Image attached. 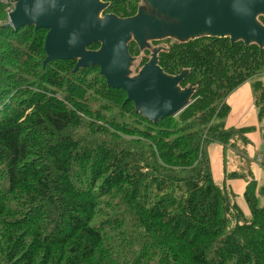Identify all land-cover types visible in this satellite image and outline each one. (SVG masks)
Segmentation results:
<instances>
[{
  "label": "trees",
  "instance_id": "obj_1",
  "mask_svg": "<svg viewBox=\"0 0 264 264\" xmlns=\"http://www.w3.org/2000/svg\"><path fill=\"white\" fill-rule=\"evenodd\" d=\"M103 1L123 19L141 5ZM8 7L0 3V264H264V185L247 138L256 129L225 126L227 98L255 78L264 126V50L230 38L166 41L159 66L189 70L182 88L195 94L155 124L99 67L44 65L47 30L4 28ZM130 53L139 55L135 43ZM212 144L231 155L221 183ZM231 180L248 183V218Z\"/></svg>",
  "mask_w": 264,
  "mask_h": 264
},
{
  "label": "water",
  "instance_id": "obj_2",
  "mask_svg": "<svg viewBox=\"0 0 264 264\" xmlns=\"http://www.w3.org/2000/svg\"><path fill=\"white\" fill-rule=\"evenodd\" d=\"M15 9L5 28L34 27L48 31L44 65L53 61H76L74 72L99 67L107 86L127 93L135 112L155 124L176 117L190 104L195 89H181L190 71L170 76L159 66L153 52L137 75L129 45L141 50L149 41L174 39L187 43L202 37L230 38L264 50V0H143L136 16L120 18L104 14L109 3L102 0H6ZM99 44V50L90 46Z\"/></svg>",
  "mask_w": 264,
  "mask_h": 264
},
{
  "label": "crops",
  "instance_id": "obj_3",
  "mask_svg": "<svg viewBox=\"0 0 264 264\" xmlns=\"http://www.w3.org/2000/svg\"><path fill=\"white\" fill-rule=\"evenodd\" d=\"M227 104L231 108L229 115V126L227 128H255L253 133L247 134V138L250 140L251 145L248 147L249 158L252 163V172L255 176V180L259 186L264 185V170L257 165L259 159V152L263 147L264 137L262 125L259 122L258 114L253 106L252 89L250 84H244L234 94H232ZM209 155L212 164V173L214 181L221 183L224 180V163L231 160L230 153L223 154V147L217 144H212L209 149ZM249 175L250 173H247ZM232 191L236 195V200L241 210L249 215L247 204L244 199L247 182L245 180H231L227 181Z\"/></svg>",
  "mask_w": 264,
  "mask_h": 264
},
{
  "label": "rangeland",
  "instance_id": "obj_4",
  "mask_svg": "<svg viewBox=\"0 0 264 264\" xmlns=\"http://www.w3.org/2000/svg\"><path fill=\"white\" fill-rule=\"evenodd\" d=\"M107 3H109V2H107ZM110 4V3H109ZM142 4H144L143 2H142V0H141V5ZM111 5V4H110ZM110 7V6H109ZM107 11V10H106ZM169 40H173V39H170V38H168V39H164V40H161V41H156V42H151L150 44V47L149 48H147V49H145L144 50V52L143 53H140L139 55H138V59H136V61L133 63V66H132V70H131V76H135L139 71H140V69L142 68V66H143V63L145 64V63H147V62H149L150 60V56H151V51L154 49V48H158V47H160L161 45H164V43H166V41H169ZM175 41V40H174ZM256 79L257 78H255V79H252V80H250V82H247V83H245V84H250L251 85V89H252V99H253V106L255 107V109H256V111H257V106H256V100H255V96H254V91H253V88H252V85H253V83L256 81ZM260 79H262V80H264V76L263 77H261ZM243 86V85H242ZM242 86H240L239 88H241ZM238 88V89H239ZM237 89V90H238ZM237 90H235L232 94H234ZM231 94V95H232ZM231 95H229V97L231 96ZM228 97V98H229ZM228 100V99H227ZM230 115V114H229ZM228 118H229V116L226 118V120H225V125H227V127L229 126V120H228ZM264 122V121H263ZM262 129H263V137H264V126L262 127ZM262 157H263V159H264V147H263V149L261 150V154H260ZM246 189H247V186H246ZM244 213V212H243ZM245 214H248V212L246 211L245 213H244V215ZM250 216V214L249 215H245V217H249Z\"/></svg>",
  "mask_w": 264,
  "mask_h": 264
},
{
  "label": "flooded vegetation",
  "instance_id": "obj_5",
  "mask_svg": "<svg viewBox=\"0 0 264 264\" xmlns=\"http://www.w3.org/2000/svg\"><path fill=\"white\" fill-rule=\"evenodd\" d=\"M105 3H107V2H105ZM158 48H162V47H158ZM152 51H153V50H152ZM152 51H151V52H152ZM141 53H143V52H141ZM134 57H135V56H134ZM136 58L138 59V56H137Z\"/></svg>",
  "mask_w": 264,
  "mask_h": 264
},
{
  "label": "built area",
  "instance_id": "obj_6",
  "mask_svg": "<svg viewBox=\"0 0 264 264\" xmlns=\"http://www.w3.org/2000/svg\"><path fill=\"white\" fill-rule=\"evenodd\" d=\"M10 11H11V8L8 9V12H10Z\"/></svg>",
  "mask_w": 264,
  "mask_h": 264
}]
</instances>
